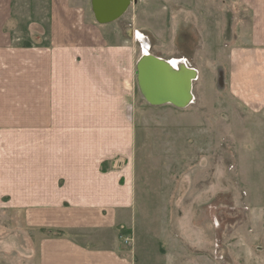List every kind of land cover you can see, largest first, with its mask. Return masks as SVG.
<instances>
[{
  "label": "crops",
  "instance_id": "1",
  "mask_svg": "<svg viewBox=\"0 0 264 264\" xmlns=\"http://www.w3.org/2000/svg\"><path fill=\"white\" fill-rule=\"evenodd\" d=\"M236 2L241 36L229 68L235 93L256 108L264 102V0ZM112 23L88 16L82 0H0V213L22 215V237L18 225L0 224V264H264V241L241 235L229 243L233 263L217 258L197 231L195 202L165 243L150 230L139 246L137 62L130 45L110 41Z\"/></svg>",
  "mask_w": 264,
  "mask_h": 264
},
{
  "label": "rangeland",
  "instance_id": "2",
  "mask_svg": "<svg viewBox=\"0 0 264 264\" xmlns=\"http://www.w3.org/2000/svg\"><path fill=\"white\" fill-rule=\"evenodd\" d=\"M82 3L92 17L91 0ZM108 30L110 41L130 45L133 65L147 38L151 54L181 58L198 72L192 102L179 108L149 104L133 66L139 246L146 248L150 230L153 236L161 232L165 243L178 224L174 220L181 229L186 226L187 204L195 202L197 231L215 243L217 258L233 263L236 252L229 243L237 235L264 241V102L254 108L241 101L229 68L230 51L240 43L241 5L236 0H136ZM235 70L241 82V70ZM11 222L22 237V215L0 213V224Z\"/></svg>",
  "mask_w": 264,
  "mask_h": 264
},
{
  "label": "water",
  "instance_id": "3",
  "mask_svg": "<svg viewBox=\"0 0 264 264\" xmlns=\"http://www.w3.org/2000/svg\"><path fill=\"white\" fill-rule=\"evenodd\" d=\"M135 1L91 0V9L96 22L106 24L119 19ZM136 74L142 96L149 104L184 108L192 102V82L198 76L195 68L176 70L167 59L146 54L137 61Z\"/></svg>",
  "mask_w": 264,
  "mask_h": 264
},
{
  "label": "bare ground",
  "instance_id": "4",
  "mask_svg": "<svg viewBox=\"0 0 264 264\" xmlns=\"http://www.w3.org/2000/svg\"><path fill=\"white\" fill-rule=\"evenodd\" d=\"M143 53L142 55H146V54H151L149 52V43L147 41H144L143 42ZM169 62H170V66H172L174 69L176 70H183L185 69L186 67H189L186 65L185 63V60L181 59V58H172V59H167ZM192 86H193V82H192ZM191 94H192V98H193V87H192V90H191ZM193 100V99H192Z\"/></svg>",
  "mask_w": 264,
  "mask_h": 264
},
{
  "label": "built area",
  "instance_id": "5",
  "mask_svg": "<svg viewBox=\"0 0 264 264\" xmlns=\"http://www.w3.org/2000/svg\"><path fill=\"white\" fill-rule=\"evenodd\" d=\"M130 241H132V239L130 237H125V242L129 243Z\"/></svg>",
  "mask_w": 264,
  "mask_h": 264
},
{
  "label": "trees",
  "instance_id": "6",
  "mask_svg": "<svg viewBox=\"0 0 264 264\" xmlns=\"http://www.w3.org/2000/svg\"><path fill=\"white\" fill-rule=\"evenodd\" d=\"M58 232H60V231H58Z\"/></svg>",
  "mask_w": 264,
  "mask_h": 264
}]
</instances>
